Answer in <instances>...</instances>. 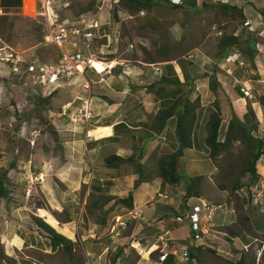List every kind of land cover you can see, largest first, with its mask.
I'll use <instances>...</instances> for the list:
<instances>
[{"label":"rangeland","instance_id":"obj_1","mask_svg":"<svg viewBox=\"0 0 264 264\" xmlns=\"http://www.w3.org/2000/svg\"><path fill=\"white\" fill-rule=\"evenodd\" d=\"M55 1L59 4L58 14L68 20L79 16L98 19V7L111 16L115 4L112 0ZM208 1L213 3L212 0ZM263 3L264 0H253L251 4L260 6ZM196 5L200 6L199 0H196ZM40 20L41 16L35 13L34 0H21L20 7L14 9L0 7V80L11 82L14 85L11 89H15L11 97L6 95L0 102V169L11 171L7 165L12 159L18 165L7 178L11 181L7 183L8 199H0V264H187L178 257L183 247H189L188 243L182 236L171 238L164 233V229L175 226L173 218L181 214V208L185 206L183 194L186 178L194 176H199L193 187L198 193L197 197L212 202L217 208L210 221V231L191 247V264H264V161L259 160L257 179L252 182L250 175L243 172L248 154V146L244 142L231 141L210 156L208 148L201 143L205 131L200 127L196 129L193 138L202 151H196L189 161L184 159L177 162L176 172L181 176L180 181L177 184H162L157 192L165 193L167 198L154 195L150 202H157L154 203L157 206L155 211L128 219L117 235L108 234V224L115 215L125 214L132 208L127 209L116 203L123 208L102 213L103 207L97 209L104 198L101 189L86 193L85 184L74 182L70 184L75 188L72 192L71 186L56 183V178L51 175L52 166V171L43 180L33 176L37 160H53L47 158L52 154L47 155L45 151L50 150L52 157L60 158L57 147L62 142L61 138H65L53 129L48 111H55L56 108L61 110L66 100H72V110L59 117H64L63 123H69L67 116L73 114L78 105L75 97L82 95L78 81L73 82L71 90L66 89L65 82L53 90H47L32 85L24 75L21 81L13 80L15 77L9 70V63L2 59L6 52H17L25 62L37 59L42 63L56 57V48L42 44ZM252 20L253 26L263 22L262 17L256 18V14ZM238 24L237 18L229 20L212 7H201L199 11L190 13L178 8L155 6L147 14L135 12L130 18L119 22L115 29L111 24L108 25L107 33L111 31L113 38L117 36V42L121 37V48L123 43H131L133 47L128 51L131 57L136 50H140L141 58L144 59L164 61L175 58L179 62L187 55H191L190 60L197 58V51L203 48L208 57L212 56V36L216 27L220 25L226 32H238ZM99 26V32H106L102 29L104 25ZM101 39L97 36L95 44L89 48V52L96 57L100 55ZM93 62L98 63L95 60ZM201 63L210 68V60L203 57ZM242 68V65L236 68L237 77H252L246 69L242 72ZM94 74V71L89 73L91 77ZM222 100L223 106L225 102ZM245 107L246 110L250 109L248 103ZM227 108L224 107L225 111ZM204 115V118L208 117ZM7 122H11V126H7ZM20 125L22 128L16 131L15 127L19 128ZM76 126L79 129L83 125L77 123ZM224 134L222 123L218 139H222ZM90 168L86 166V170L90 171ZM148 170L157 173L154 166L148 167ZM234 182L240 188L232 191L230 187ZM151 186L154 187L153 184ZM165 201L169 205L161 203ZM36 218L43 222L46 219L51 224L58 223L71 233V238L65 237L72 243L69 255L60 247L50 248L48 234L36 226ZM59 220L67 222L60 223ZM220 232L230 238L236 237L232 240L235 242L233 247L224 243ZM164 241L167 250L175 248L177 255L170 257L168 262L164 260L159 263V247Z\"/></svg>","mask_w":264,"mask_h":264},{"label":"crops","instance_id":"obj_2","mask_svg":"<svg viewBox=\"0 0 264 264\" xmlns=\"http://www.w3.org/2000/svg\"><path fill=\"white\" fill-rule=\"evenodd\" d=\"M112 1L116 3V0ZM252 1L230 0L229 3L240 8L243 20L254 22L252 20L254 14H256V18H264V3L257 6L252 5ZM207 7L217 9V13L231 20L229 15L220 12L219 5ZM196 8L199 11L201 5H196ZM105 11L98 7V19L96 20L99 25L105 26L102 29L104 28L106 32L101 33L98 30L96 37L102 38L99 45V54L101 56L109 55V57L104 58L110 64L104 70L102 80L99 82L96 81L98 78L97 74L92 75V77L89 75L92 71H87L85 74L92 81L94 80L89 92L92 104V118L89 120L90 122L82 124L83 126L78 129L77 126L75 128L66 121V123H63L64 117L59 118L65 115V112L62 114V110L56 108L55 111L53 109L48 111L49 122L53 129L59 135L65 136V138L60 137L62 142L57 147L60 158L55 159V157H52V151H45L47 155L52 154V156L49 155L47 158L53 160L49 162L47 161L48 159L37 160L36 170L32 171V173L34 177H37L36 179L41 181L48 175L49 171H52L50 168L52 166L51 175L56 178V183H63L68 187L71 186L72 192L75 191V188L74 185L70 184L74 182L85 184L86 193L89 190L95 192V189L99 188V190L103 191L104 196H110L113 199L122 198L130 191L132 201L129 209L132 208L139 215L152 214L155 211V207H157L154 204L157 202H150L153 196L165 193L157 192L163 183L157 173L150 172L148 167L154 166L157 168L159 159L174 151L177 146L174 133L176 113L165 119L161 128L159 127L160 122L156 118V114H162L170 108H174L175 112L180 114L183 109L185 120L190 122V147L182 150V155L178 157L176 164L179 160L186 159V161H189L188 159L191 156L196 155L199 147L196 146L193 135L199 127L202 131H205L201 138L202 146H205L204 138L208 117L204 118V114L209 115L210 110H214L213 104L218 106L220 113L218 132L222 123L225 131L228 120L234 114L237 119L246 125H251L249 129L250 135L264 139V57L254 49V38L246 33L240 21L238 32L231 31V33L239 37L240 62L243 67L241 71L245 72L246 69V72L251 74L252 77H248V75L246 77L243 75L237 77L235 75L236 68L241 67V65L232 67L231 74H226L223 71L220 64L224 55L220 58L215 57L217 53L216 44L223 33L230 32H226L220 26L221 24L216 27L213 32L214 35L210 32L214 38V53L212 56L208 57L203 48L197 51V58L190 60L191 55H187L182 57L179 62L175 58L164 61L151 58L144 59L141 58L142 53L140 50H136L134 56L131 57L128 51L133 45L126 42L123 43L121 48V37L117 42L113 38L112 33H110L111 31L107 33V30L109 29L108 25L111 24L112 28L115 29V27L119 26V22L130 18L135 12L119 8L110 16ZM140 13L144 12L140 11ZM94 44L95 40L92 45ZM58 56L59 52H57L54 60L49 61H56ZM203 57L211 61L210 68L201 63ZM20 58L25 61L22 56ZM95 61L102 66L103 70V64L98 60ZM100 71L97 70V72ZM209 82H211V87ZM240 83H243L249 89V96H244L239 92ZM13 86L11 82L0 80V102L6 95L11 97V93L15 92V89H11ZM66 89L71 90V85H67ZM221 99L225 102L223 106ZM246 103H248L250 109L246 110ZM224 107H228L227 111H225ZM71 110L72 107H69L67 112ZM1 117L2 115L0 116V123ZM10 118L13 119V116H10ZM7 123V126H11V122ZM22 123H25V121ZM20 128H22L21 125L19 128L15 127V130L19 131ZM74 130L75 132H73ZM218 136L217 140L221 142L223 137L218 139ZM90 140L91 142H89ZM200 149L199 152L202 151V148ZM110 155L129 158V160L122 163L115 162L114 165L106 167L103 160ZM97 158H100V160ZM262 159L264 161V155H261L255 162L256 174H258V162ZM91 160H93V163ZM14 163L13 159L8 162L7 166L11 171H7V178H10V173L15 171V167H18ZM87 165L91 167L90 171L86 170ZM94 172H101V174H95ZM137 173H139V179ZM8 179L7 182H11ZM136 180H139L140 183L133 188V183ZM67 197L71 198L70 195ZM113 199L108 201L106 206L105 204L102 206V213L106 214L118 207L120 209L124 207L116 203L113 204ZM197 199L200 198L188 197L184 199L183 203L194 204ZM161 203L169 205L167 201ZM181 210L185 211L184 207ZM143 218L144 215H142L141 219ZM170 220L172 219L170 218ZM59 222L67 221L59 220ZM164 230L171 238L182 236L189 246H195L190 241L191 233L185 221L179 224L175 223L172 229L165 228ZM220 233L223 235L224 243H228L231 248L235 243L232 240L236 237L230 238L225 233Z\"/></svg>","mask_w":264,"mask_h":264},{"label":"built area","instance_id":"obj_3","mask_svg":"<svg viewBox=\"0 0 264 264\" xmlns=\"http://www.w3.org/2000/svg\"><path fill=\"white\" fill-rule=\"evenodd\" d=\"M171 4H180L182 0H167ZM200 2L202 0H199ZM213 3H228V0H212ZM35 13L41 16L40 24L42 28V38L45 45H52L59 52L56 61L39 62L37 59L25 62L21 60L20 54L15 51H8L2 58L9 63V70L13 74L16 82L21 81L22 75L32 84L47 90H53L59 84L73 85V82L78 81V85L82 90V95L76 96L78 105L74 109L73 114H68L69 124L76 126V124H85L92 118V104L90 100V87L94 83L85 74L87 71H94L98 78L96 81L102 80L104 70L108 68L110 62L105 58L94 56L89 52L90 46L93 44L96 33L99 30V24L93 17L79 16L72 20L64 19L58 14L57 2L55 0H34ZM196 3V0H195ZM259 26H253L248 20H244L241 26L245 28L246 33L252 35L254 38L255 50L264 57V18ZM117 40V36L114 37ZM92 60H98L103 64V70L97 72L91 65ZM223 64L222 69L226 74L232 73V67L241 65L240 52L234 48L221 59ZM95 81V82H96ZM238 90L244 96H249L248 88L243 83L239 84ZM72 100L61 106L62 114L67 112L71 107ZM162 199L166 198L165 194H158ZM217 206L212 202L203 199H197L194 204L185 202L184 209L181 214L176 215L173 221L177 224L185 221L190 231L191 243H197L204 236L208 234L211 229L210 221ZM138 217L133 210L126 211L125 214L115 215L114 220L107 226L109 235H117L118 231L125 227L128 219H135ZM116 230V231H115ZM167 233V232H165ZM191 243H189L191 245ZM170 255L174 258L177 255V250L171 248L167 250L166 241L162 242L159 247L158 262H163L166 257ZM180 260L191 264L193 259L189 258L187 247H183Z\"/></svg>","mask_w":264,"mask_h":264},{"label":"trees","instance_id":"obj_4","mask_svg":"<svg viewBox=\"0 0 264 264\" xmlns=\"http://www.w3.org/2000/svg\"><path fill=\"white\" fill-rule=\"evenodd\" d=\"M21 0H0L1 8L14 9L20 7ZM201 7H207L211 5H219L220 12L229 15L231 18H237L241 23L244 21L242 19L241 10L236 6L228 3H218L215 4L210 3L208 0H202L200 2ZM116 6V7H115ZM155 6H164V7H176L178 9L184 10L185 12L190 11L195 12L198 9L196 8L195 0H183L180 4L174 5L165 0H116L115 5L113 6V14L116 10L126 9L130 12H140L148 13L151 8ZM240 41L239 37L234 35L233 33H223L219 39L217 40V53L215 55L216 58H220L223 55H226L228 50L234 48L240 51ZM255 49V48H254ZM211 87V82H209ZM173 113H176V123H175V137L177 140V146L174 151L166 154L165 156L159 159L157 165V176L160 177L161 182L164 184H177L180 181V175L176 172V161L178 157L182 155V150L184 148L190 147V122L185 120L184 110L182 109L180 114L175 112L174 108H170L164 113L156 114V118L159 119V127L161 128L169 116ZM220 123V113L219 108L217 106L214 107V110H210L208 115V119L206 122V135L204 138L205 146L208 148V154L213 156L215 152L219 149L225 148L228 143L231 141H240L244 142L248 146V154L246 155V159L244 162L243 172L250 175L252 178V182L257 179V174L255 172V162L261 156L264 155V139L253 137L249 133V129L251 125H246L244 122L237 119L234 114L231 115L228 123L226 125L225 134L221 142L217 140L218 136V127ZM187 125V127H186ZM129 158H120L115 155H110L104 158L103 163L106 167L112 166L116 163H122L128 161ZM7 169H0V199H8V188H7V177H6ZM138 179H139V173ZM199 176L187 177L185 182V192L183 194L184 199L188 197H197L198 193L193 189V187L197 184ZM139 180H136L133 183V188L138 185ZM237 182H234L231 185V190L235 191L240 188ZM99 190V188H97ZM95 189V191H98ZM113 199L110 196H104V198L100 201L97 209L101 210L102 206L106 204L108 201ZM132 196L129 191L126 196L122 198H114V203H119L122 206L129 208L131 207ZM41 221L39 218L35 219L36 226L43 229L48 234L49 246L51 249H55L56 247H60V249L67 255L71 253V245L72 243L67 238H71V233L62 228L59 224H51L46 219ZM56 232H55V231ZM63 235V236H62ZM67 237V238H65ZM191 246L187 247V253L189 258H192V254L190 252ZM171 256L168 255L165 259V262H168V259ZM172 258V257H171ZM264 263V256H263Z\"/></svg>","mask_w":264,"mask_h":264},{"label":"bare ground","instance_id":"obj_5","mask_svg":"<svg viewBox=\"0 0 264 264\" xmlns=\"http://www.w3.org/2000/svg\"><path fill=\"white\" fill-rule=\"evenodd\" d=\"M92 62H93V60H92ZM92 62H91V65L93 66V68H94L95 71H97V70H98V71L102 70V66H101L100 64H98V63H96V62H95V63H94V62L92 63Z\"/></svg>","mask_w":264,"mask_h":264},{"label":"clouds","instance_id":"obj_6","mask_svg":"<svg viewBox=\"0 0 264 264\" xmlns=\"http://www.w3.org/2000/svg\"><path fill=\"white\" fill-rule=\"evenodd\" d=\"M182 1H183V0H182ZM174 5H176V4H174ZM99 27H100V26H99ZM228 52H229V50H228ZM228 52H227V53H228ZM239 52H240V51H239ZM227 53H226V54H227ZM240 54H241V53H240ZM224 56H225V55H224ZM224 56H223V57H224ZM223 57H222V58H223ZM158 197H159V196H158ZM127 211H128V210H127ZM120 215H121V214H120ZM127 221H128V220H127ZM127 221H126V223H127ZM175 223H176V222H175Z\"/></svg>","mask_w":264,"mask_h":264}]
</instances>
